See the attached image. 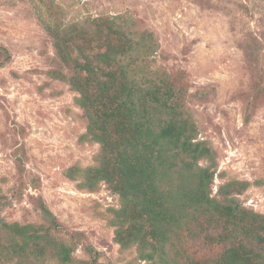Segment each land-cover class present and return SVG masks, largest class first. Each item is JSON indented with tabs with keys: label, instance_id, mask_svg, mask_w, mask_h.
Returning a JSON list of instances; mask_svg holds the SVG:
<instances>
[{
	"label": "rangeland",
	"instance_id": "rangeland-1",
	"mask_svg": "<svg viewBox=\"0 0 264 264\" xmlns=\"http://www.w3.org/2000/svg\"><path fill=\"white\" fill-rule=\"evenodd\" d=\"M101 17L116 19L134 42L152 35L155 51L135 62L182 91L194 141L207 145L217 164L213 195L224 182L247 181L239 202L264 214V0H0V44L11 53L0 65L1 216L43 224V200L61 235L76 234L78 259H90L91 245L99 264H164L115 241L112 218L121 201L105 181L89 188L82 175L65 176L72 166H94L100 145L84 137L78 92L49 74L56 54L42 20L66 27ZM203 222L198 215L178 229L166 247L170 262L206 258L228 245L209 242L217 230Z\"/></svg>",
	"mask_w": 264,
	"mask_h": 264
},
{
	"label": "trees",
	"instance_id": "trees-1",
	"mask_svg": "<svg viewBox=\"0 0 264 264\" xmlns=\"http://www.w3.org/2000/svg\"><path fill=\"white\" fill-rule=\"evenodd\" d=\"M42 22L56 54L49 74L78 92L87 124L84 137L100 145L94 166H72L65 176L82 175L81 185L89 188L105 181L119 195L112 225L121 248L136 247L142 258L159 256L173 264L167 245L178 229L202 215L200 225L217 230L207 234L208 241L228 245L206 258H187L185 264H264V214L237 198L249 183L238 187L227 181L213 195L217 164L212 150L194 141L195 125L184 115L182 91L167 75L150 76L135 62L155 51L152 35L134 42L112 17L85 26ZM10 54L0 44V65ZM201 160L209 163L201 165ZM2 198L0 190V208ZM38 207L43 224L9 222L0 214V264H99V252L91 245L85 247L90 259H78L76 234L65 239L45 201Z\"/></svg>",
	"mask_w": 264,
	"mask_h": 264
}]
</instances>
